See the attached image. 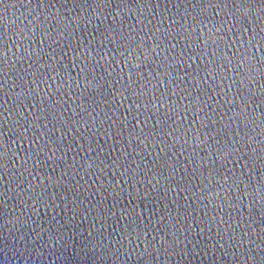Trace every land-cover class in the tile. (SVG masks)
Returning a JSON list of instances; mask_svg holds the SVG:
<instances>
[{"label": "water", "instance_id": "obj_1", "mask_svg": "<svg viewBox=\"0 0 264 264\" xmlns=\"http://www.w3.org/2000/svg\"><path fill=\"white\" fill-rule=\"evenodd\" d=\"M44 2L50 7L37 8L39 0L0 3V264H264V199L257 200L254 191L264 190V16L231 10L247 29L248 36L240 37L245 48L255 33L249 54L258 70L252 73L255 95L248 122L238 129L226 118L233 115V105L225 102L235 98L238 78L228 73L223 81L203 83L214 35L224 36L220 47L229 58L240 47L229 10L220 12L216 24L227 20L231 30L224 25L223 32L212 31L209 21L220 11L211 6L216 0H110L111 7L100 0ZM233 2L260 9L264 0ZM193 18L196 31L189 37L182 25L190 30ZM58 20L64 35L53 33L55 42L40 36L27 44L17 40L22 28L36 30L40 23L51 31ZM113 31L122 38L113 37ZM201 31L207 46L198 43ZM42 43L47 56L27 55L26 48L38 50ZM19 45L24 47L17 51ZM85 63L88 68L80 73ZM53 65L58 68L50 71ZM130 72L136 83H129ZM249 88L242 91L250 94ZM241 137L247 147L229 154ZM202 157L216 160L209 166L221 179L228 173L239 176L247 167L245 182L251 177V187L238 185L231 194L240 196L243 207L222 205L215 187L212 195L205 191L192 202V193L200 196L197 188L204 187L196 168ZM173 167L179 168L175 176ZM170 188L176 190L166 191ZM233 230L236 238L229 240ZM165 233L183 243L165 251L159 244ZM153 243L158 251L151 249ZM250 249L252 260L247 259Z\"/></svg>", "mask_w": 264, "mask_h": 264}, {"label": "snow or ice", "instance_id": "obj_2", "mask_svg": "<svg viewBox=\"0 0 264 264\" xmlns=\"http://www.w3.org/2000/svg\"><path fill=\"white\" fill-rule=\"evenodd\" d=\"M183 2V0H182ZM201 2V0H196V3L199 4ZM0 3H4V0H0ZM100 3L104 4V7H111L110 4V0H100ZM220 3H223V7H219ZM231 3L232 4V8L229 9L228 4ZM248 5V6H245ZM251 3H236L233 2V0H224V2H221V0H216L215 4H211L212 7L214 8H218V10L216 12V17L213 18V20L209 21V23H212L214 25L213 28V32H223L224 30V25L228 26V29L231 30V28L233 27L232 24H229L227 20H219V24H216V18H218L220 16V12L224 11L225 9L229 10V12L231 13L229 15V18L235 19L236 24L235 27L238 29L237 31V40H240L241 35L244 36H248L247 34V29L244 28V26L239 22V18L236 17L235 12H231L232 9L235 10H239L240 8H249L251 9L252 7L250 6ZM50 7V5H46V3L44 2V0H39V3L37 4V8L39 9H46ZM261 15L264 16V3L261 4ZM83 10V9H82ZM103 10V9H101ZM206 9H202L200 15H204V11ZM95 12V9H93V13ZM51 13H49L50 15ZM185 16L187 17H191L192 13L186 12ZM82 18V17H81ZM63 16L60 17V20H63ZM205 19H207V17L205 16ZM32 20H36V16L32 17ZM60 20L57 21V27L52 28L51 31H49L48 29L51 27L48 24H44L43 26H41L40 23H37L35 25V29L34 28H27V30H25V28L20 29L16 35H17V40H23L25 42V44H27L29 42V39L31 38L32 40L36 39L37 36H40V38L43 41H49V40H53V42H55V40L53 39V33H56L57 36H63L64 32L63 31H58V27H60ZM91 22V17H89V23ZM187 19L184 20V24H187ZM29 23H31V21H29ZM163 23V21L161 22ZM173 24L175 23H179V21H173ZM197 20L195 18H193V27L189 30L187 27H184L182 25L183 31L184 32H188L189 33V37L191 36V33L196 31V25ZM202 23V21H201ZM157 31H160V29H157ZM260 32L264 33V19H262L261 21V27H260ZM21 33H23V35H21ZM111 35L113 37L118 38H122V33H117L115 31H113L111 33ZM200 37L201 39H198V43H204L207 46V40L204 39V33L203 31H201L200 33ZM169 38H170V34H169ZM183 38V37H182ZM255 38V33H253L252 37H249L247 40V45L248 47L245 48V41L244 40H240V47L238 49H236L235 52L232 53L231 58H229V56L223 52L221 50L220 47V41L225 40L224 36L219 35V36H213L211 43L215 45V48L213 49L212 52V58L208 61V68L207 71L205 72V76L206 79L203 81L204 84H208V80L209 79H213V81H215V79H219L220 81H223L225 79V76L228 73H231L234 77H239L240 80L242 81H247L249 76L252 75V73L254 71H258L255 68V65L253 63H251L254 59L255 56L254 55H250L249 52L253 47V39ZM107 39V37H106ZM117 39H112L110 42L113 43L114 45L117 44ZM151 39V38H150ZM261 40L264 41V36L261 37ZM4 44V41L0 40V46H2ZM119 46V45H117ZM20 47H24V45H19L17 47V51H19ZM157 47H159V45H157ZM173 47H175V45H173ZM188 47H192L191 43H189ZM228 45H225L224 48H227ZM241 49H243V53L241 52ZM8 51H10V48L7 49ZM147 50V49H145ZM25 51L27 52V55L30 57L31 55L35 54L37 51L39 53H41L43 56H47V53L44 52V44L42 43L40 45V48L37 50L35 48L32 49V51H29V49H25ZM199 55H204V52H199ZM120 55H123V53H120ZM129 55H131V53H129ZM77 57H79V53H77ZM240 59L241 61L245 62L247 64L248 67V71H242L241 70V66L239 64L236 63V60ZM20 59H24L23 57H20ZM39 59V57H38ZM103 59V58H101ZM191 59V57L189 58ZM217 61H219V63H217ZM224 64H227L229 71L225 70V67L223 66ZM30 67H32V65H29ZM128 66V60L127 58H125V67ZM136 67H139V65H136ZM262 68H264V65H261ZM58 68V65H53L51 68H49L50 71H55ZM88 68V64L85 63L84 66L82 68H80V73H84ZM239 69V71H235L234 69ZM121 71L123 72V69H121ZM186 75H191L190 72L185 73ZM130 80L129 83H136L135 80H132L131 77L135 75L134 72H130ZM151 75V73H150ZM158 75L163 76L164 73H158ZM262 76H264V73H261ZM71 79V77H70ZM254 79V77H253ZM140 80H143L145 83H150V81L145 78L143 75L140 76ZM158 86H164V83L162 82V80L157 81ZM233 84L236 85L237 87V92L235 95L234 99L231 100H227L225 101L226 103L232 104L233 108L230 110L233 112L232 116H227V120L230 121L231 123H235L237 125V128L239 129L240 127L246 125V123L248 122V117H249V108L251 105H249V101L253 100V96L255 95V93L253 92V90L251 88L248 89V93L250 94H245L244 91H242L244 89L243 84H241L240 82H236L235 80H233ZM200 82L197 81V87H199ZM62 86V85H61ZM214 86V85H213ZM189 87H191V85H189ZM231 89H229L230 91ZM261 92V96H260V102L264 103V87H261L260 89ZM119 94V93H118ZM201 93H198V96ZM220 99H224V97H220ZM239 101V103H238ZM156 103H159V100L156 101ZM193 102H190L189 105L187 107L184 108L185 112H188L191 107ZM151 106H155V105H151ZM242 106V107H241ZM160 107H163V104L160 105ZM208 105L205 103L204 104V108H207ZM173 111H175V108H173ZM198 111H203V109H200ZM205 118L206 119H210L207 116V113H205ZM196 119H200L199 115H196ZM231 123L228 125L229 127L231 126ZM262 127H264V125H261ZM178 130V129H177ZM189 133L186 132V136ZM237 136L240 135L239 131H237L236 133ZM246 135V134H245ZM248 140H251V137L247 138ZM185 143H187V139L185 140ZM233 144L235 145V147H230L229 149V154H233L236 153L237 151H241L243 152L244 148L247 147V143L245 141V137H241L240 140H235L233 141ZM164 149H161V151H163ZM209 156H211V153H209ZM217 159H219V157H217ZM237 159H241V157H237ZM202 162H197L196 168L197 170H199L200 172V176H201V180H200V184L203 185V189L201 188H197V191L201 192L200 196L196 195V192L192 193V196L195 197V199L192 201L193 203L196 202V200H200L204 197V192L206 191L208 195H212L211 189L213 187L217 188V192L215 194L216 199H219L221 201V204L224 205L225 207H232L235 208L237 204H239L240 207H243V201L240 199V196H235L233 197L231 194L236 193L239 189H238V185H244V189H248L249 187H251V177L247 178V183L246 181V177H245V172L248 171L247 167L245 168V172L240 173L239 176L235 175V173H228V174H224L222 179L221 176L219 174V172L214 168V167H210V163L211 165H215L216 164V160H211L209 161L208 159L205 158H201ZM177 163H179V161H177ZM193 161L192 159L188 160V164H192ZM260 163L264 164V144L261 145V156H260ZM205 171H207L208 175L205 177ZM254 171V170H253ZM179 172V168L178 167H173L172 169V175L175 176L177 173ZM186 178V177H185ZM167 179V177H166ZM183 179V178H182ZM245 185H247V187L245 188ZM143 187V185H142ZM182 187V186H181ZM107 189H105L106 191ZM176 189L170 188V189H166V191H175ZM186 191V189H184ZM139 191V190H137ZM245 192L244 191L242 193V195L245 196ZM262 192H264V190H262ZM221 193H223V195H221ZM233 198L235 199L236 203H233L232 200ZM261 198L264 199V195H261ZM191 206V205H189ZM220 211L223 212L224 211V207H220ZM190 215V213H189ZM184 217H180V219H183ZM213 219H215V217H213ZM177 223L179 222V220L176 221ZM229 227H231V225H229ZM219 231H224V229H219ZM234 231V230H233ZM182 233V231L180 232ZM225 235H227V232H224ZM168 233H165L161 238H160V247L163 248L165 251H167L169 248H174L175 245L183 243L182 240L177 238V235H175L174 239H169L168 238ZM243 237H247L249 236V233L244 232L242 234ZM125 239H127V237H124ZM235 231L233 236L228 237L229 240H235ZM137 239H139L137 237ZM154 239H156L154 237ZM185 239H188L187 237H185ZM221 239H223V237H221ZM202 242V241H199ZM249 243H254L253 241L249 240ZM147 243V242H146ZM243 243V240H242ZM262 244H264V239H262L261 241ZM151 249H157L156 244L153 243L150 245ZM145 253L147 255H151V252H149L148 248L146 247L145 249ZM248 260H252L253 256L251 254V249L249 250V254L247 256Z\"/></svg>", "mask_w": 264, "mask_h": 264}, {"label": "clouds", "instance_id": "obj_3", "mask_svg": "<svg viewBox=\"0 0 264 264\" xmlns=\"http://www.w3.org/2000/svg\"><path fill=\"white\" fill-rule=\"evenodd\" d=\"M252 12L254 15H256V16H260L261 15V9H254V8H251V9H249V8H240L239 10H235V12L236 13H239V14H242V15H245V16H247L248 14H249V12ZM117 15H119V13H117ZM239 18V17H238ZM231 19L229 18V21H230ZM27 49V48H26ZM236 63L237 64H239L240 66H241V70L242 71H245V72H247L248 71V67H247V64L245 63V62H243V61H241L240 59H237L236 60ZM252 63V62H251ZM253 75H251V76H249V78H248V80L247 81H242V80H240V78L239 77H237L238 78V81L241 83V84H243V87L244 88H246L249 84H251L252 85V90H253V92H254V89H255V77H254V79H253ZM255 93V92H254ZM238 103H239V101H238ZM242 107V106H241ZM247 187V185H245V188ZM255 192H256V195H257V200L259 199V197L261 196V195H264V192H262L259 188H257V189H255L254 190ZM248 195H250V193L248 192V191H246L245 192V197H247Z\"/></svg>", "mask_w": 264, "mask_h": 264}]
</instances>
